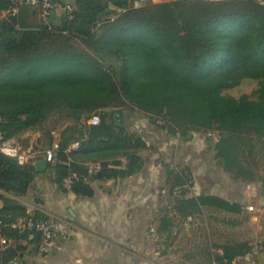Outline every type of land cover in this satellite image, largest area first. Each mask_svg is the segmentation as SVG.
Masks as SVG:
<instances>
[{"label": "trees", "instance_id": "obj_1", "mask_svg": "<svg viewBox=\"0 0 264 264\" xmlns=\"http://www.w3.org/2000/svg\"><path fill=\"white\" fill-rule=\"evenodd\" d=\"M193 1L134 7L132 0H74L67 2L71 9L60 7L58 22L55 10L46 25L38 11L27 6L3 16L12 2L0 0V228L10 243L32 238L38 250L39 233L11 224L30 213L37 218L49 215L28 212L17 199L33 186L37 170L34 162L20 163L4 153L2 144L37 128L56 110H68L75 125L62 132L49 167L62 185L66 176L76 173L70 190L77 195L93 196L95 178H124L144 168V136L117 121L114 114L122 111L109 110L124 106L157 118L161 127L170 126L173 134L186 138L194 131L220 129L214 148L222 167L236 180L258 179L252 163L264 161L263 9L255 0ZM66 33L83 38L95 54L69 45L42 49L45 40ZM95 55L115 61L107 64ZM244 78L259 80L256 97L223 93ZM95 114L100 122L91 125L88 120ZM75 140L80 147L70 150ZM92 163L101 168L90 174ZM173 179L178 192L161 218L164 231L172 219L206 210L243 212L238 201L192 193V180L183 172ZM220 247L222 254H214L218 264H232L252 251L250 242ZM22 250L25 246L0 248V264L20 262Z\"/></svg>", "mask_w": 264, "mask_h": 264}, {"label": "rangeland", "instance_id": "obj_2", "mask_svg": "<svg viewBox=\"0 0 264 264\" xmlns=\"http://www.w3.org/2000/svg\"><path fill=\"white\" fill-rule=\"evenodd\" d=\"M168 1L173 0H148L146 3ZM185 1L194 2L193 0ZM66 2L73 3L74 0H66ZM42 45H44L42 49L47 50L64 49L69 45L78 50L95 54L93 48L79 36H53L45 40ZM95 56L99 61L107 64L115 61L113 57H105L102 60L97 55ZM258 88V79L244 78L239 84L225 89L223 93L234 97L245 94L256 97ZM109 110L122 111V115L120 113L114 114L117 121L123 120L131 132L136 131L142 134L148 142L147 148L142 149L141 154L147 163L152 165L148 169L149 172L154 176L157 175L160 180L156 185L158 193L152 199V204L157 207V211L151 216L152 225L161 224V218L170 210L176 199L178 189L172 188V186L174 175L178 172H183L187 174L188 178H191V189L194 194L217 193L226 195L231 201L241 199L245 204V213L228 214L206 210L202 214H197L188 219L175 221L172 219L173 223L170 221V228L163 230L160 236V238H164L162 241L165 243V249L167 251L172 250L174 255L178 256L179 254L189 255L193 252L191 251L192 247H198V257L204 259L206 258V250L211 249V244L217 250L227 242L232 244L250 242L252 248L259 243V247L263 246L258 253L262 263V255L264 254V238L261 237V234H264V161L252 163V168L258 173L256 181L236 180L222 167L220 160L216 157L214 146L222 134L220 129L194 131L190 138H186L179 133L173 134V129L170 126L161 127L162 123L157 118L133 110L130 106ZM74 122L75 120L69 116L68 110H56L37 128L29 129L17 135L16 144L21 145L26 150L31 148L33 152L36 151L31 160L33 162L42 157L46 150L61 138L65 129L72 130V126L75 125ZM179 130L181 132L183 128ZM210 131L213 132L211 137ZM23 134L28 135L22 138ZM54 162L55 160L52 161V163ZM49 172L55 171L50 168ZM248 206H254V209L250 210ZM256 214L259 215L258 219H254ZM258 224L263 227L262 232ZM260 239L261 241H259Z\"/></svg>", "mask_w": 264, "mask_h": 264}, {"label": "crops", "instance_id": "obj_3", "mask_svg": "<svg viewBox=\"0 0 264 264\" xmlns=\"http://www.w3.org/2000/svg\"><path fill=\"white\" fill-rule=\"evenodd\" d=\"M63 3H67L66 0ZM61 8L56 9V22L61 18ZM17 137L6 143L16 144ZM24 150L36 153L31 148ZM42 159H45V154L33 162L35 164ZM49 166L50 162L45 170L36 173L33 186L26 195L17 199L25 204L28 212L40 211L66 220L68 233L58 239L57 247L50 253L37 250L32 238L12 240L11 246H25V250L20 252L23 258L18 264H218L214 254H222L223 250L221 247L216 250L213 244L211 249L206 250L204 259H199L198 247H192L193 252L189 255L178 256L165 249L164 238H160L163 231L161 224H151V216L157 211L152 199L158 193L156 185L160 180L149 172L152 165L146 160L142 171L134 175L93 179L95 192L91 197L66 189L55 172H49ZM0 193H3L1 189ZM217 195L229 199L226 195ZM237 201L243 205L242 213H245L244 202L241 199ZM2 206L0 198V208ZM258 218L259 215H254V219ZM259 227L262 232L263 227ZM261 237L264 238V234ZM262 248L257 243L250 253L238 257L232 264H264V254L262 263L258 255Z\"/></svg>", "mask_w": 264, "mask_h": 264}, {"label": "built area", "instance_id": "obj_4", "mask_svg": "<svg viewBox=\"0 0 264 264\" xmlns=\"http://www.w3.org/2000/svg\"><path fill=\"white\" fill-rule=\"evenodd\" d=\"M134 7H140L148 0H132ZM217 1V0H206ZM263 9L264 12V0H255ZM12 6L2 12L3 16L9 14H16L19 12L21 6L31 7L38 11L40 19L46 25H50L52 13L58 8L71 9V6L65 3L63 6L57 0H11ZM160 121V120H159ZM100 122L99 115H93L88 123L91 125H97ZM80 147V140H75L71 143L69 149L77 150ZM58 143L55 142L51 148L46 150L45 159L48 162L55 160L56 150ZM2 151L7 155L15 157L20 163L32 162L34 153L25 151L21 146L17 144H8L6 141L2 144ZM101 165L99 163H92L89 166V173L93 174L99 171ZM78 178L76 173L69 174L63 179V186L66 189H71L74 180ZM250 210L254 209V206H248ZM12 227L19 229L20 231H32L40 234L39 249L42 253H50L57 247L58 239L66 237L68 233V222L64 219L57 218L55 216H49L48 218H37L33 213L27 216H21L17 218L12 224ZM10 244V239L4 234H1L0 228V248L5 249ZM14 264H18L17 261Z\"/></svg>", "mask_w": 264, "mask_h": 264}, {"label": "water", "instance_id": "obj_5", "mask_svg": "<svg viewBox=\"0 0 264 264\" xmlns=\"http://www.w3.org/2000/svg\"><path fill=\"white\" fill-rule=\"evenodd\" d=\"M63 6L65 5V3L62 4ZM49 162L46 159H42L39 160L37 162H35V167L37 172L43 171L46 169V167L48 166Z\"/></svg>", "mask_w": 264, "mask_h": 264}]
</instances>
